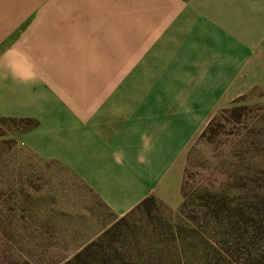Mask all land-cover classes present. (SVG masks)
<instances>
[{
	"label": "crops",
	"instance_id": "crops-1",
	"mask_svg": "<svg viewBox=\"0 0 264 264\" xmlns=\"http://www.w3.org/2000/svg\"><path fill=\"white\" fill-rule=\"evenodd\" d=\"M38 1L56 42L91 52L98 71L83 104H36V153L115 217L147 196L179 204L189 144L230 101L264 90V0ZM6 66L0 57V116L28 114Z\"/></svg>",
	"mask_w": 264,
	"mask_h": 264
},
{
	"label": "rangeland",
	"instance_id": "rangeland-1",
	"mask_svg": "<svg viewBox=\"0 0 264 264\" xmlns=\"http://www.w3.org/2000/svg\"><path fill=\"white\" fill-rule=\"evenodd\" d=\"M49 5L0 0V57L9 61L11 90L24 83L21 92L32 102L28 114L0 116V264H62L113 224L111 234L121 242L109 249L94 246L93 264H111L115 254L135 264L130 257L138 251L137 242L168 262L174 250L166 242L155 244L152 232L166 225L183 202V215L191 217L212 195L247 209L264 237V90L258 85L214 113L189 144L176 205L154 197L148 208L115 217L73 172L36 153V104H83L84 94L97 83L91 52L71 48L62 34L56 42L47 28L51 19L43 16V7ZM58 5L56 0L54 8Z\"/></svg>",
	"mask_w": 264,
	"mask_h": 264
},
{
	"label": "trees",
	"instance_id": "trees-1",
	"mask_svg": "<svg viewBox=\"0 0 264 264\" xmlns=\"http://www.w3.org/2000/svg\"><path fill=\"white\" fill-rule=\"evenodd\" d=\"M209 125L210 123L202 133L206 132ZM153 202L155 198L147 196L125 215L144 210ZM185 205L183 202L177 214L169 217L168 223L162 225L161 229L153 231L149 237L155 244L163 245L166 242L167 246H171L174 252L170 255L169 261L164 262L161 256L157 255L159 252L146 253L144 251L146 245L137 242L138 247H135L138 251L136 255L130 257L132 263L264 264V237L259 229L258 220L247 209L239 205L230 207L213 195L207 197L206 204L191 217L183 215ZM115 226L113 224L106 228L95 240L84 245L62 264H93L94 246L109 249L113 248L112 243L121 242L111 234ZM105 242L106 246H101ZM185 248L190 253L185 254L183 252ZM144 254L146 256H143ZM126 259L115 254L110 260L111 264H130ZM101 263L107 264L106 261Z\"/></svg>",
	"mask_w": 264,
	"mask_h": 264
}]
</instances>
